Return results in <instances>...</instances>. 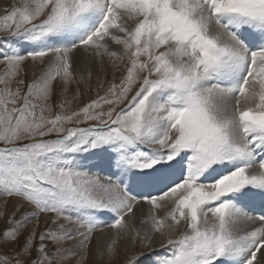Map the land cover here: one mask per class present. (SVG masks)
<instances>
[{
    "label": "snow or ice",
    "instance_id": "obj_1",
    "mask_svg": "<svg viewBox=\"0 0 264 264\" xmlns=\"http://www.w3.org/2000/svg\"><path fill=\"white\" fill-rule=\"evenodd\" d=\"M0 33V264L104 231L119 264H264V0H14ZM80 52L113 79L53 103Z\"/></svg>",
    "mask_w": 264,
    "mask_h": 264
},
{
    "label": "rangeland",
    "instance_id": "obj_2",
    "mask_svg": "<svg viewBox=\"0 0 264 264\" xmlns=\"http://www.w3.org/2000/svg\"><path fill=\"white\" fill-rule=\"evenodd\" d=\"M2 2V3H1ZM14 0H0V12H2V9L10 6ZM0 35H5L3 33H0ZM76 57V56H74ZM95 64V65H93ZM31 62L29 61L24 68V72L21 74L22 78L27 82L33 77V73L29 71ZM92 72L93 76L92 79L87 82V84L81 83L77 85L76 83H73L63 94V97L60 96L61 89L59 87L54 89L55 94L53 95V103L57 102L59 99H72V97L75 96L77 88L80 90V96L77 97L75 100H73L71 107L75 108L77 105H82L83 103L87 102L88 99L94 97L96 95V91L99 90L102 94V89H98L97 86L99 83L103 82L105 86L107 85L110 80L113 79V70L111 66L108 64L107 60L102 64L99 60H96L92 63ZM94 68V69H93ZM96 68V69H95ZM79 67H77L78 70V75H79ZM34 71L38 72L39 69H33ZM0 71H2V66H0ZM85 77H87V74H85ZM116 77L118 79L119 77V72L116 73ZM4 199V197H0V200ZM12 199V198H9ZM42 219V218H41ZM40 219V222H41ZM5 223V218L0 216V228L4 226ZM32 223H35L33 221ZM43 223H41V226ZM30 226V225H29ZM101 232H97L96 235L93 237V239L90 241L89 244V253L84 261V264H118L121 259V254L124 253V248L123 245L120 244L119 246V254L114 255L110 259H103L101 260L98 253H97V245H98V239L101 237ZM98 240V241H97ZM67 243L70 242H65V246H67ZM100 245V242H99ZM102 250L104 247L101 248ZM4 251H10V249H4ZM97 254V255H96Z\"/></svg>",
    "mask_w": 264,
    "mask_h": 264
},
{
    "label": "bare ground",
    "instance_id": "obj_3",
    "mask_svg": "<svg viewBox=\"0 0 264 264\" xmlns=\"http://www.w3.org/2000/svg\"><path fill=\"white\" fill-rule=\"evenodd\" d=\"M2 3V2H1ZM1 8V7H0ZM3 10V9H2ZM76 57H74V60L76 61V63H75V67L77 68V67H79V68H82L83 67V65L81 64V61L82 60H85V59H88V61H89V67H91L92 68V66L93 65H95V64H93L92 65V63L94 62V61H91V59L90 58H86L85 57V54L83 53V52H80V53H77L76 55H75ZM30 69H29V71L31 72V73H33L34 72V70H33V67H32V65H30ZM94 69V68H93ZM96 69V68H95ZM85 74H87V72H85L84 73V75ZM33 75V74H32ZM79 76V75H78ZM111 81V80H110ZM3 198H2V200H0V203H2L3 202ZM14 203V199H8V208H11V206H12V204ZM42 219H41V222H40V224L41 223H43V221H44V218L43 217H41ZM43 226V225H42ZM240 227H251L250 225H247L245 222H242L241 223V225H240ZM99 234V233H98ZM101 234V237L98 239L99 240V242H100V249L102 248V247H104V245L107 243V241H108V236H109V234L107 233V231H104V232H101L100 233ZM99 234V235H100ZM97 240V241H98ZM120 247V246H119ZM102 250V249H101ZM88 253H89V250H88ZM97 255V254H96ZM123 255H124V253H122L121 254V259H122V257H123ZM120 259V260H121ZM118 264H119V262H118Z\"/></svg>",
    "mask_w": 264,
    "mask_h": 264
}]
</instances>
